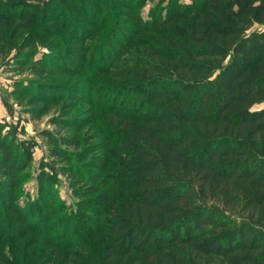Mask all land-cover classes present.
<instances>
[{
    "label": "trees",
    "instance_id": "16d2710c",
    "mask_svg": "<svg viewBox=\"0 0 264 264\" xmlns=\"http://www.w3.org/2000/svg\"><path fill=\"white\" fill-rule=\"evenodd\" d=\"M162 2L165 17L153 9L145 26L158 39L117 75L129 83L112 94L126 162L100 189L97 205H111L88 264H264V0ZM4 124L6 197L35 144Z\"/></svg>",
    "mask_w": 264,
    "mask_h": 264
},
{
    "label": "rangeland",
    "instance_id": "374dc122",
    "mask_svg": "<svg viewBox=\"0 0 264 264\" xmlns=\"http://www.w3.org/2000/svg\"><path fill=\"white\" fill-rule=\"evenodd\" d=\"M161 3L0 0L2 135L35 144L23 178L0 196V264H88L92 225L107 221L111 205H97L100 189L126 162L128 124L112 94L129 83L117 75L158 39L145 26L153 9L165 17Z\"/></svg>",
    "mask_w": 264,
    "mask_h": 264
}]
</instances>
